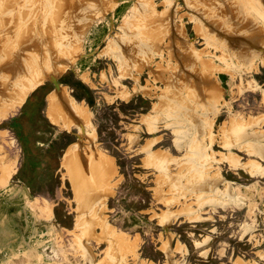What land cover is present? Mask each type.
<instances>
[{
    "label": "rangeland",
    "instance_id": "1",
    "mask_svg": "<svg viewBox=\"0 0 264 264\" xmlns=\"http://www.w3.org/2000/svg\"><path fill=\"white\" fill-rule=\"evenodd\" d=\"M0 145V264H264V0H0Z\"/></svg>",
    "mask_w": 264,
    "mask_h": 264
},
{
    "label": "crops",
    "instance_id": "2",
    "mask_svg": "<svg viewBox=\"0 0 264 264\" xmlns=\"http://www.w3.org/2000/svg\"><path fill=\"white\" fill-rule=\"evenodd\" d=\"M78 148H80V146L78 145V143H74V144L70 145L69 147H67L64 150V153L62 155V158H64L65 162H64L63 165L64 166L67 165V168H69L72 164H74L76 166H81L82 164H87L84 161L83 156L78 153V150H79ZM67 156H68V158L66 159ZM89 163H90V161H89Z\"/></svg>",
    "mask_w": 264,
    "mask_h": 264
},
{
    "label": "bare ground",
    "instance_id": "3",
    "mask_svg": "<svg viewBox=\"0 0 264 264\" xmlns=\"http://www.w3.org/2000/svg\"><path fill=\"white\" fill-rule=\"evenodd\" d=\"M142 9H143V8H142ZM144 13H145V12H144ZM139 20H140V19H139ZM150 31H151V30H150ZM150 33H153V32L151 31ZM150 33H148V34L150 35ZM138 34H139V33H138ZM151 35H152V34H151ZM153 36H154V34L151 36V38H152ZM126 37H127V36H126ZM143 37H144V36H143ZM155 37H157V36H155ZM145 38H148V37H145ZM148 39H150V38H148ZM148 39H147V40H148ZM153 39H156V38L153 37ZM149 41H150V40H149ZM149 41H148V42H149ZM152 41H153V40H152ZM150 42H151V41H150ZM155 42H156V41H155ZM159 42H160V41H159ZM133 43H134V42H133ZM149 44H150V43H149ZM150 45H153L152 42H151ZM133 52H134V51H133ZM170 57H171V56H170ZM178 58H179V57H178ZM136 60H137V59H136ZM158 67H159V66H158ZM180 69H181V68H180ZM187 79H188V78H187ZM38 83H39V82H38ZM38 83H37V84H38ZM32 84H33V83H32ZM35 85H36V84H35ZM167 85H168V84H167ZM26 88H27V87H26ZM29 88H30V87H29ZM185 88H187V87H185ZM187 89H188V88H187ZM187 89H186V90H187ZM27 92H28V91H27ZM145 92H146V91H145ZM143 93H144V92H143ZM24 94H25V93H24ZM133 94H134V93H133ZM18 95H19V94H18ZM67 96H68V95H67ZM128 96H130V95H128ZM24 97H25V96H24ZM20 98L22 99L23 97L21 96ZM15 99H18V98H15ZM16 101H17V100H16ZM18 101H19V99H18ZM73 103H74V102H73ZM12 107H13V105H12ZM75 108H77V107H75ZM77 109H78V108H77ZM7 110H8V109H7ZM80 111H81V110H80ZM51 112H52V111H51ZM3 116H4V114H3ZM5 116H6V115H5ZM53 116H54V113H53ZM53 116H52V117H53ZM56 116H57V115H56ZM54 117H55V116H54ZM54 117H53V118H54ZM54 119H55V118H54ZM60 119H61V118H60ZM55 120H56V119H55ZM189 130H190V129H189ZM182 141H183V140H182ZM0 146H1V145H0ZM91 147H92V146H91ZM75 148H76V147H75ZM1 149H2V148H1ZM98 151H99V150H98ZM72 152H73V151H72ZM69 155H70V154H69ZM67 158H68V156L66 157V159H67ZM63 159H64V158H63ZM63 161L65 162V160H63ZM114 171H115V170H114ZM6 180H7V179H6ZM78 180L82 181V179H81L80 177H78ZM100 209H101V208H100ZM89 213H90V212H89ZM93 220H94V219H93ZM104 225H105V224H104ZM58 229H59V228H58ZM107 229H109V228H107ZM107 231L109 232V230H107ZM76 241H77V240H76ZM83 242H84V241H83ZM87 247H88V246H87ZM83 249H84V248H83ZM90 250H91V249H90ZM84 257H85V256H84ZM86 261H87V260H86Z\"/></svg>",
    "mask_w": 264,
    "mask_h": 264
}]
</instances>
